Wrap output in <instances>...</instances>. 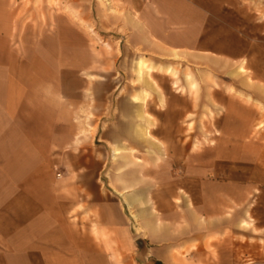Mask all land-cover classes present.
I'll return each instance as SVG.
<instances>
[{
	"label": "crops",
	"instance_id": "0c3cea01",
	"mask_svg": "<svg viewBox=\"0 0 264 264\" xmlns=\"http://www.w3.org/2000/svg\"><path fill=\"white\" fill-rule=\"evenodd\" d=\"M93 2L99 28L81 31L79 68L0 77V264H264V104L220 90L212 71L245 60L243 31H264V0ZM10 3L0 0V31ZM96 35L117 75L92 74ZM179 61L208 67L209 81L195 75L189 91L168 75ZM205 84L215 104H202ZM187 126L193 139L179 136ZM202 126L216 133L208 146ZM93 127L92 144L79 139Z\"/></svg>",
	"mask_w": 264,
	"mask_h": 264
},
{
	"label": "rangeland",
	"instance_id": "374dc122",
	"mask_svg": "<svg viewBox=\"0 0 264 264\" xmlns=\"http://www.w3.org/2000/svg\"><path fill=\"white\" fill-rule=\"evenodd\" d=\"M99 1L105 2L106 0ZM110 1L108 0V2ZM8 6L11 17L9 20L11 31H0V57L4 55V61H0V77L2 79L8 81L9 78L20 75L28 77L33 74L46 75L56 73L57 75L67 76L70 75L69 71H66L69 65L72 64L74 70H76L83 62L87 61L86 42L83 40L81 31H88L87 24L89 22L90 31H93V29L96 31L99 28L98 21L93 20L98 10L95 8L93 0H21L20 3L19 0H11ZM86 16H89L90 21L83 19ZM67 17H73V19H68ZM251 25H253L255 31H243L245 38L249 41L250 48L245 60L229 67L219 66L217 69L213 68L212 71L217 73L219 79L217 85L220 90L230 91L235 89L239 93L252 95L256 102L264 104V31H256L257 24L254 22H251ZM70 31L74 32L71 33ZM94 37L95 40L91 42V56L94 57L92 59V74L103 76L117 75V71L120 69L118 66H114L112 48L106 46L104 51L96 50V48H99L98 41L100 39L98 35ZM49 50L52 53L57 51L58 56L56 62H52L50 68L48 63L44 64L41 61ZM71 52L73 53L72 61L66 59L67 57L69 58ZM176 63L178 65L168 66L173 70V73L168 72V75L185 77L188 81L189 91L195 92L197 90V86L190 87L193 76L198 75L201 76L202 81H209L211 71L208 67L192 68L180 61ZM163 71L166 72V68ZM213 72L212 75L215 76ZM79 85L76 81L73 85L61 83L59 88H61L63 93L67 90L69 91L71 87L76 88ZM162 85L166 88L168 87L166 79L162 80ZM230 85L234 89L229 87ZM210 89V84H205V87L202 85L204 97L202 104L204 106L215 104L214 99L209 94ZM107 105L103 126L104 124H106L104 127L110 125L111 129H113L112 125L115 116L110 110L111 102L108 101ZM207 112L209 111L205 108L203 115L199 117V122L204 125L211 123L213 117ZM138 117V123H142L145 118L142 112L138 113ZM81 120V115L75 116V122L81 123ZM145 127L143 124H139L137 127V135L143 139ZM190 129V126H187V130L179 135L180 138L193 139L194 133ZM201 129L202 131L197 134L201 135L202 146H208L210 145L211 137L215 139L216 133L209 131L206 126H202ZM76 134L80 140L90 141L92 144L95 141V136L97 137L102 133L95 132V127H93L90 131H79ZM147 134L151 138V134ZM105 138L112 139V137ZM260 140L264 141V135L260 134ZM61 168L62 165L60 164L53 166L55 171H59Z\"/></svg>",
	"mask_w": 264,
	"mask_h": 264
}]
</instances>
